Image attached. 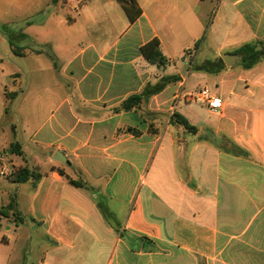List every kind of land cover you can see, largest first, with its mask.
I'll return each instance as SVG.
<instances>
[{"label": "crops", "instance_id": "obj_1", "mask_svg": "<svg viewBox=\"0 0 264 264\" xmlns=\"http://www.w3.org/2000/svg\"><path fill=\"white\" fill-rule=\"evenodd\" d=\"M136 1L142 15L133 24L113 1L100 4L115 13L104 12L101 32L75 34L69 19L39 41L54 58L41 47L23 51L31 63L22 74L0 55V155L41 176L0 184L15 186L0 193V221L17 233L0 226V264H28L29 247L38 264H264V58L251 69L200 70L244 45L264 46V0H221L211 23L205 5L213 0ZM153 39L165 68L142 55ZM205 50L213 59L197 64ZM166 76L180 82L121 110ZM203 87L223 100V112L193 102L182 112L184 96ZM174 112L196 132L170 124Z\"/></svg>", "mask_w": 264, "mask_h": 264}, {"label": "rangeland", "instance_id": "obj_2", "mask_svg": "<svg viewBox=\"0 0 264 264\" xmlns=\"http://www.w3.org/2000/svg\"><path fill=\"white\" fill-rule=\"evenodd\" d=\"M89 1H91V6L89 5L90 12L88 13V0H59L58 4H54L53 0H0V55L5 58L7 68L11 66V68H13L12 73L16 72L17 69V71L22 74V70L25 71V69H27L29 67V64L31 63L25 58L15 55L13 52L15 48L19 49L20 52H23L25 50L28 51L41 47V49L44 50L45 54H49V57L54 58L51 48L40 46L39 41L42 40V38L49 37L56 32H60L62 29L61 26L68 25L67 23L71 18L77 21V23L72 29L73 33L75 34H78L81 28H85L88 30V27V31L91 33L101 32V30L105 27V25L102 24L104 23L103 20L105 18L104 12H109V15L111 17L115 15L112 9H102L100 6V4L102 3H108L107 1H113L115 4V8H117V11H119L124 16L123 18L127 20L125 13L123 12L121 6L119 5V3H117L116 0ZM213 2L214 5H212V3L210 4V2L205 5V10H207L206 12L208 15V23H211L214 20L216 12L218 10V3L221 2V0H218L217 2L216 0H213ZM88 16H91L90 19L92 21L90 23H88ZM84 23H86L87 26H85ZM117 34L118 33H116V31H113V38H115V35ZM194 59L195 57L193 56L190 62L194 61ZM212 59L213 57L210 54V51L205 50V54L198 55L195 61L197 64H200L205 60ZM181 64L182 61L178 63L179 68L181 67V72L185 77H189V74H187V69L189 65L185 67ZM44 65H48V61L45 60ZM175 101H181L180 96L178 99H175ZM184 102H192L184 99L178 105L180 110L186 113L188 109H183L185 108V104H183ZM190 108L199 110L202 119H204L203 117L205 115V111L200 106L190 105ZM189 117L193 119L192 116ZM192 119L191 122L194 125H199L201 123L199 122L197 124V122ZM5 154L8 165L14 166V163H10V157L8 153ZM16 161L22 163V161L18 158L16 159ZM6 182L8 181L0 179V184ZM14 187V185L11 186L13 190L2 189L0 193L13 194ZM111 205L114 204L111 203ZM100 206L103 210L106 209V205L104 202H100ZM107 219H109L110 222L114 224L115 221L120 220L121 217L117 216L114 218L108 216ZM0 226L2 233L6 235L17 234L16 227L12 223H8L2 220L0 221ZM8 226H12L13 228L12 231L9 233L7 232ZM24 257H27L29 259L28 264H38L39 255L35 253V249H33V247H29L28 254H24Z\"/></svg>", "mask_w": 264, "mask_h": 264}, {"label": "trees", "instance_id": "obj_3", "mask_svg": "<svg viewBox=\"0 0 264 264\" xmlns=\"http://www.w3.org/2000/svg\"><path fill=\"white\" fill-rule=\"evenodd\" d=\"M59 0H53L54 4H57ZM122 9L124 10L126 16L128 17V20L130 23H134L141 15L142 10L140 6L138 5V2L136 0H117ZM204 38L196 43L194 49L197 51L199 50ZM14 54L17 56H21L23 52H20L19 49L15 48L13 50ZM142 55L144 59L151 65L156 66L159 69L165 68L168 65L167 59L164 57L161 48H160V42L157 39H153L152 41L148 42L146 45H144L141 48ZM232 55H239L242 60V65L245 69H251L254 65L260 62L261 59L264 58V46L259 48L257 44H247L238 49L234 52ZM225 67V64L222 59H220L216 63L212 62H205L200 66V70L206 71L208 73H213L221 71ZM180 82L179 76H166L163 77L158 86L154 90H150V88H147L146 91L143 94L140 95H134L128 98L122 105L121 110L125 112H129L133 110L134 108H137L142 101L148 100L151 96L160 93L163 91L166 87L172 84H176ZM16 94H12L11 96H15ZM170 124L172 125H178L186 129L188 132L195 133L196 128L190 124V122L181 114L178 112H174L172 116L170 117ZM12 154L14 155H22V152L20 150V146L13 145L11 147ZM16 168V174L10 178L9 180L16 184H22L28 182L31 178L35 180L37 183L40 180V175L37 174L36 170L30 169L29 167H22V168ZM63 176L65 174L63 172H60ZM70 183L76 187L84 188L86 185L81 181H75L71 178H68ZM35 183V184H36ZM14 199L11 201L10 205L8 206V209L13 208ZM102 213L105 215V210L102 209L100 206Z\"/></svg>", "mask_w": 264, "mask_h": 264}, {"label": "built area", "instance_id": "obj_4", "mask_svg": "<svg viewBox=\"0 0 264 264\" xmlns=\"http://www.w3.org/2000/svg\"><path fill=\"white\" fill-rule=\"evenodd\" d=\"M179 96L176 97L178 99ZM184 99L206 106L211 112L221 114L225 108L223 100L211 93L207 88H198L193 93L185 95ZM11 163V162H10ZM12 164V163H11ZM16 174L15 166H9L6 154L0 155V179H10Z\"/></svg>", "mask_w": 264, "mask_h": 264}, {"label": "water", "instance_id": "obj_5", "mask_svg": "<svg viewBox=\"0 0 264 264\" xmlns=\"http://www.w3.org/2000/svg\"><path fill=\"white\" fill-rule=\"evenodd\" d=\"M224 64L230 68L232 66H235L236 64L238 63H241L242 60H241V57L239 55H232V54H229V55H226L222 58ZM11 153V152H9ZM54 161L56 162H59V163H62V164H65V165H69V162L64 158V156L60 153H56L54 155Z\"/></svg>", "mask_w": 264, "mask_h": 264}]
</instances>
